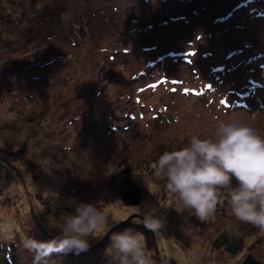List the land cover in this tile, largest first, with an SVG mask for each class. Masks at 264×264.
Instances as JSON below:
<instances>
[{"label":"rangeland","instance_id":"obj_1","mask_svg":"<svg viewBox=\"0 0 264 264\" xmlns=\"http://www.w3.org/2000/svg\"><path fill=\"white\" fill-rule=\"evenodd\" d=\"M5 1L0 264L4 243L21 240L16 248L31 255L24 234L57 236L75 200L96 203L109 221L89 238L96 264H112L110 243L97 247L107 230L141 222L136 206L155 207L164 221L146 246L153 264H167L159 249L178 264H242L247 253L264 264V235L235 220L226 194L201 222L152 175L159 154L193 134L214 137L218 120L238 117L264 135V0ZM35 11L51 13L44 28L60 54L44 64L42 49L17 44L25 18L39 22ZM124 180L140 186L138 205L121 200ZM19 222L30 229L21 234ZM222 229L235 253L213 245Z\"/></svg>","mask_w":264,"mask_h":264},{"label":"clouds","instance_id":"obj_2","mask_svg":"<svg viewBox=\"0 0 264 264\" xmlns=\"http://www.w3.org/2000/svg\"><path fill=\"white\" fill-rule=\"evenodd\" d=\"M152 175L197 220L213 216L226 194L235 220L264 235V135L244 120H218L214 137L193 134L186 145L165 150L153 162ZM68 206L74 211L56 220L57 236L47 241L24 239L33 264H50L54 254L87 251L89 238L98 237L93 234L109 223L96 203L75 200ZM136 211L146 230L160 234L164 221L155 207L136 206ZM106 251L112 264H153L146 242L131 228L113 232Z\"/></svg>","mask_w":264,"mask_h":264},{"label":"trees","instance_id":"obj_3","mask_svg":"<svg viewBox=\"0 0 264 264\" xmlns=\"http://www.w3.org/2000/svg\"><path fill=\"white\" fill-rule=\"evenodd\" d=\"M1 5V10L3 6H8L7 2L5 0H0ZM43 11H46L44 5L43 7H40ZM36 12V11H35ZM4 15V13H3ZM6 15L9 17L8 12L6 11ZM33 15L36 17L39 16V22L34 24L31 19L25 18V21L23 24L24 26V31H23V36H24V41H18L23 45L22 47H25L26 44L32 43L34 47L38 48L41 50L42 54L45 55L41 61H38L37 63L44 64L46 62H49L50 60H53L57 57H59V53L56 51L55 47L52 46V42L48 41L49 37L52 36L51 33L47 32L45 30V26L50 25L49 21H46V19H50L52 16L51 13L49 12H36ZM30 18V17H29ZM11 20V19H10ZM42 24V25H41ZM50 26H47V29H49ZM43 29L45 31H43ZM5 42L7 44H12L13 43V37L12 36H7L5 34ZM44 48V50H43ZM27 49V48H26ZM20 53V52H19ZM17 57V56H16ZM12 59L16 60L14 57H11ZM18 58V57H17ZM11 59V61H12ZM36 66V65H35ZM119 194L121 196V200L123 201L124 204L129 205V206H135L138 205L141 201L142 198V190L140 186L132 181V180H124L121 184V188L119 191ZM18 214V213H17ZM15 214V215H17ZM20 224L21 228V234L22 231H25L27 226ZM126 228H131L135 232H140L144 236V241L146 242V246L149 248H154V245L156 244L155 240L152 238V232H148L146 230L141 222H135L132 225L128 226H116L114 230H107L106 233L102 236V238L97 242V247L99 248H105L108 246L110 243V236L113 232H119L121 230H124ZM28 228L27 230H29ZM32 230L33 227H31ZM35 233H31L32 235L30 237L38 240V241H47L51 240L47 235L43 234V232H39L37 229L34 230ZM19 233V232H18ZM30 233V232H29ZM28 233V234H29ZM25 238L28 237V235L24 234ZM21 236V235H20ZM219 237V239H216ZM217 237L214 239L213 245L215 247H219L221 242H224V245L226 246V249H228L231 252H236L235 245H232V241H230L229 236L227 235V231L225 229H222ZM221 238V239H220ZM17 240V239H16ZM10 241L8 243H4V249L6 250L4 253V257L8 259V264H33V257L32 254H27L23 253L21 249L16 248L17 246H20L21 240L17 241ZM6 246V247H5ZM8 246V249H7ZM148 249V248H147ZM9 250V252L7 251ZM93 248H88L87 251L81 252L80 254H75L74 252H69L67 254H54L51 256L50 264H96V254L92 251ZM157 254H160V259L166 258L167 264H178L173 258L166 256L164 250L162 252L160 249L157 251ZM5 261V260H4ZM4 261L1 263L3 264ZM242 264H262L255 256H253L250 253H247L243 256Z\"/></svg>","mask_w":264,"mask_h":264}]
</instances>
